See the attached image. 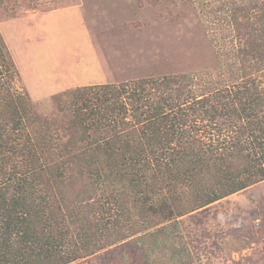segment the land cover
Returning a JSON list of instances; mask_svg holds the SVG:
<instances>
[{
	"label": "trees",
	"instance_id": "trees-1",
	"mask_svg": "<svg viewBox=\"0 0 264 264\" xmlns=\"http://www.w3.org/2000/svg\"><path fill=\"white\" fill-rule=\"evenodd\" d=\"M231 16L238 45L230 74L237 80L245 68L242 75L249 77L236 90L182 100L193 74H172L161 83H136L139 90L132 91L129 107L127 84L86 86L70 93L68 109L60 96L54 97L60 115L44 118L37 112L35 122L27 120L34 109L29 96L9 87L17 69L0 33V264H72L128 240L137 230L127 224L132 217L115 207L123 190L135 195L130 210L136 217H151L149 204L157 192L186 188L172 199L177 209L167 199L157 202L154 210L171 219L264 181V87L250 77L264 70V0L233 8ZM202 41L200 48L219 63L214 70L223 75L222 54L210 39ZM129 111L134 124L127 120ZM199 120L236 137L203 147L195 140ZM60 136L66 141L50 150L49 139ZM40 147L52 155L41 156ZM87 173L103 175L113 187L93 210L95 221L88 219L94 195L75 192ZM127 180L131 190L123 186ZM85 198L90 200L85 203ZM183 200L188 205L180 209L177 202ZM233 233L244 240L254 236L248 227ZM151 237L165 254L161 244L169 235L160 229Z\"/></svg>",
	"mask_w": 264,
	"mask_h": 264
},
{
	"label": "rangeland",
	"instance_id": "rangeland-1",
	"mask_svg": "<svg viewBox=\"0 0 264 264\" xmlns=\"http://www.w3.org/2000/svg\"><path fill=\"white\" fill-rule=\"evenodd\" d=\"M257 1L261 0H0V33L17 69L9 87L18 95L29 96L34 109L27 120L32 122L38 120L37 112L44 118L59 114L54 97L60 96L68 109L70 93L86 86L127 84L125 101L129 107L134 102L132 91L139 90L136 83H161L172 74H193V83L182 100L216 89L236 90L249 77L242 75L245 68L237 80L230 74L238 45L231 12ZM205 37L222 54L221 65L227 68L223 75L214 70L219 63L200 48ZM250 77L259 78L264 87V70ZM133 115L129 111L127 120L132 124L136 122ZM215 124L199 120L197 144L207 147L233 141L236 133H222ZM59 138L49 139L53 140L50 150H57L66 141ZM39 150L41 156L52 155L50 150ZM125 184L131 190L130 181ZM85 190L94 195V199L83 201L93 204L88 219L95 221L97 205L113 187L105 184L103 175L90 178L87 173L75 187L76 193ZM185 190L163 189L149 206L156 209L158 201L167 199L176 208L172 199L181 197ZM123 192L115 207L132 217L127 224L137 232L72 264H264V181L207 208L171 219H164L159 209H152L151 217L141 212L136 217L130 210L135 195ZM177 204L180 209L188 205L186 200ZM120 223H125L124 219ZM245 227L254 233L251 240L233 233ZM160 229L169 235L161 244L165 254L158 252L151 237Z\"/></svg>",
	"mask_w": 264,
	"mask_h": 264
}]
</instances>
